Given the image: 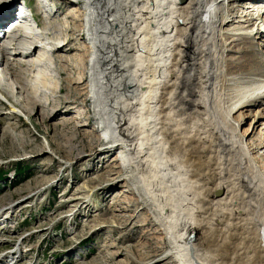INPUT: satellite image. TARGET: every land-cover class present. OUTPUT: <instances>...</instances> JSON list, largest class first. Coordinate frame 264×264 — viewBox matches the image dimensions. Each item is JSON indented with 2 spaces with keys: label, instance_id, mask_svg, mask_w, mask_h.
<instances>
[{
  "label": "bare ground",
  "instance_id": "bare-ground-1",
  "mask_svg": "<svg viewBox=\"0 0 264 264\" xmlns=\"http://www.w3.org/2000/svg\"><path fill=\"white\" fill-rule=\"evenodd\" d=\"M257 1L247 0L230 13L222 12L221 3L239 0H68L73 23L65 22L62 31H72L71 25L72 36L84 35L83 59L71 54V35L52 37L48 27L39 33L41 27L23 17L22 28L37 40L29 43L33 48L11 52L0 44V65L8 70L0 79L5 71L25 67L20 61L11 65L18 57L33 69L31 81L15 84L25 104L44 106L36 96L39 87L59 90L60 59L68 72L76 71L70 83L86 86L88 111L100 130L99 156L113 154L118 162L104 168L123 173L110 179L112 190L137 194L145 223L161 242L136 256L137 264H264V164L257 161L262 154L252 152L264 149V133L259 131L254 144L232 124L235 113L264 101L257 96L264 93V69L248 57L254 45L241 46L262 37L264 5ZM41 4L44 0L38 7L45 21ZM3 6L0 16L6 8L11 13L14 3ZM33 20L40 25V18ZM230 42L238 46L234 59L240 61L215 66ZM25 85L35 91L33 97ZM218 88H231L226 111L215 100ZM13 94L0 83V115L25 120L28 105ZM44 148L48 151L47 144ZM68 233L74 236L75 230ZM25 242L22 237L13 248ZM7 254L0 255V264Z\"/></svg>",
  "mask_w": 264,
  "mask_h": 264
},
{
  "label": "rangeland",
  "instance_id": "rangeland-1",
  "mask_svg": "<svg viewBox=\"0 0 264 264\" xmlns=\"http://www.w3.org/2000/svg\"><path fill=\"white\" fill-rule=\"evenodd\" d=\"M239 1L235 4L222 2V12L228 8L232 9L230 13H235L236 9H241L247 2ZM67 2L68 0H44L48 18L45 21L40 18L41 29L38 30L35 26L39 33L48 27L52 37L62 38L75 31L71 25L72 31H62L65 22L73 23L69 18L72 6ZM78 3L81 5L80 1ZM255 4L262 6L264 0H258ZM44 10L42 12L46 17ZM8 11V8L3 11L0 20ZM254 22L258 25L260 19ZM230 24L223 29H228ZM16 25L23 27L21 22H16ZM23 32L19 37L22 38L20 41L24 44V49H27L36 39L32 40L33 36H29L24 29ZM261 35L260 40L251 39L241 45L245 48L254 45L251 47L252 55L248 57L253 60L251 65L260 70L264 69V30ZM83 36L78 32L71 35L74 40H70L72 48L68 47L75 58H84ZM235 44L230 42L228 52L221 51L222 55L218 57L219 61L215 66L221 68L233 64V61H240L234 59L239 57L236 52L238 46L235 47ZM18 58L12 60L11 65L16 66L15 62L20 61L25 67L16 66L13 71L7 72L5 64L0 65V77L3 69L8 73L5 79H0V83L7 86L12 94L14 92V98L22 106L28 105L27 109L31 114L26 112L28 121L21 117L0 115V173L6 174V180L0 181V209L5 208L0 212V219H4L10 211L14 212V217L7 216L5 220L8 221L5 232L7 235L0 237V251L6 246L15 251L14 244L23 237L26 245L21 247L24 254L18 264H137L136 256L157 245L161 246V242L157 234H152V224L145 223L143 217L146 212L139 206L137 194L132 190L127 192L124 188H117L118 186H115V191L112 190L114 183L110 179L115 178V174L123 176V173L115 168L108 174L104 168L109 164L117 166L118 162L113 161V154H109L104 160L99 156L103 152L98 150L100 130L88 111L84 89L86 86L70 83L76 76V71L68 72L60 59L56 63L61 77L59 90L54 93L39 87L35 90L36 96L44 106L36 108L33 102L25 104V98L16 94L18 90L15 84L17 81L21 84L25 80L31 81L33 69L29 67L27 59ZM55 65H51L50 73L54 71ZM232 70L236 71V68ZM24 88L33 97L35 91L30 90L27 85ZM230 91L231 88H218L215 96L216 102L224 111L231 107L233 101ZM263 95L264 93L257 96ZM233 118L232 124L238 125L239 135L246 132L243 140L253 139L254 144L259 143L257 135L260 130L264 133V101H257L241 113H235ZM4 131L6 135L3 134ZM45 144L48 145V151L44 148ZM256 151L262 154L257 158L258 163L264 164V149L252 150ZM15 162L18 164L15 165ZM53 225L56 228L51 230ZM71 228L75 230L74 236L68 233ZM112 243L115 246L109 247ZM36 245H40L37 250ZM113 252L116 255H111ZM7 253L1 251L0 255ZM77 253L78 256L88 254L76 260L72 256Z\"/></svg>",
  "mask_w": 264,
  "mask_h": 264
}]
</instances>
